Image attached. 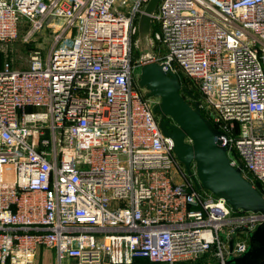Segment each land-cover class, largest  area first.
I'll list each match as a JSON object with an SVG mask.
<instances>
[{
    "label": "built area",
    "instance_id": "2783aa9c",
    "mask_svg": "<svg viewBox=\"0 0 264 264\" xmlns=\"http://www.w3.org/2000/svg\"><path fill=\"white\" fill-rule=\"evenodd\" d=\"M148 2L0 0V52L51 34L0 66V264H224L264 221L196 188L138 88L175 73L264 197V0H160L144 43Z\"/></svg>",
    "mask_w": 264,
    "mask_h": 264
},
{
    "label": "water",
    "instance_id": "95a60500",
    "mask_svg": "<svg viewBox=\"0 0 264 264\" xmlns=\"http://www.w3.org/2000/svg\"><path fill=\"white\" fill-rule=\"evenodd\" d=\"M159 1L149 0L140 17L138 31L144 43L149 39L151 15ZM139 86L147 91V97L158 99L153 112L159 116V128L172 141L177 159L191 175L196 188L222 198L235 213L253 212L264 216V197L243 179L241 167L230 165L228 152L233 151L228 145L222 146L224 135L201 115L198 101L181 87L177 75L170 69L164 71L157 63L146 64L140 69ZM182 92L193 101L192 106ZM192 164L195 177L190 170ZM224 264H264V221L249 234L247 250L237 257H229Z\"/></svg>",
    "mask_w": 264,
    "mask_h": 264
},
{
    "label": "rangeland",
    "instance_id": "374dc122",
    "mask_svg": "<svg viewBox=\"0 0 264 264\" xmlns=\"http://www.w3.org/2000/svg\"><path fill=\"white\" fill-rule=\"evenodd\" d=\"M21 21L28 22L27 20H24L22 18ZM50 38H51V34L49 31L46 30V32L44 33L35 35L33 40L28 43H23L22 40L19 39L14 43L4 46L3 51L0 52V66L4 62H8L13 69H25L28 64L29 55L33 50L43 48L42 55L43 57H45V54L50 45ZM68 44L70 45L71 41H69ZM138 54H140V51L139 52L134 51L133 58L136 59ZM138 88L140 89L139 81H138ZM184 99L189 105L191 106L193 105V101L190 98L186 97ZM152 100L153 102L158 101L157 98H153ZM137 264H151V263L150 262L147 263L146 261H141L140 263Z\"/></svg>",
    "mask_w": 264,
    "mask_h": 264
},
{
    "label": "crops",
    "instance_id": "0c3cea01",
    "mask_svg": "<svg viewBox=\"0 0 264 264\" xmlns=\"http://www.w3.org/2000/svg\"><path fill=\"white\" fill-rule=\"evenodd\" d=\"M34 264H55L53 251L51 249L40 248L37 251Z\"/></svg>",
    "mask_w": 264,
    "mask_h": 264
},
{
    "label": "trees",
    "instance_id": "16d2710c",
    "mask_svg": "<svg viewBox=\"0 0 264 264\" xmlns=\"http://www.w3.org/2000/svg\"><path fill=\"white\" fill-rule=\"evenodd\" d=\"M179 79L181 80L180 77H179ZM197 99H198V98H197ZM201 115L204 116L203 112H201ZM141 261H146L147 263H149L147 260L138 259V260H135L132 264H137V263H140Z\"/></svg>",
    "mask_w": 264,
    "mask_h": 264
},
{
    "label": "flooded vegetation",
    "instance_id": "af4514ba",
    "mask_svg": "<svg viewBox=\"0 0 264 264\" xmlns=\"http://www.w3.org/2000/svg\"><path fill=\"white\" fill-rule=\"evenodd\" d=\"M181 94H182L183 98H186V97L189 98L186 94H184V93H181ZM168 121H169V123L173 124L170 119H168Z\"/></svg>",
    "mask_w": 264,
    "mask_h": 264
}]
</instances>
